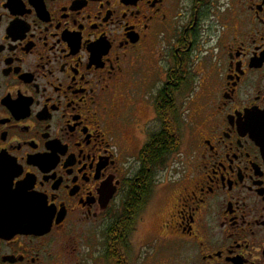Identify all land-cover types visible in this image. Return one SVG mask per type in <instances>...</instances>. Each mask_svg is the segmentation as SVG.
<instances>
[{"label": "flooded vegetation", "instance_id": "obj_1", "mask_svg": "<svg viewBox=\"0 0 264 264\" xmlns=\"http://www.w3.org/2000/svg\"><path fill=\"white\" fill-rule=\"evenodd\" d=\"M263 112L264 0H0V264H264Z\"/></svg>", "mask_w": 264, "mask_h": 264}, {"label": "rangeland", "instance_id": "obj_2", "mask_svg": "<svg viewBox=\"0 0 264 264\" xmlns=\"http://www.w3.org/2000/svg\"><path fill=\"white\" fill-rule=\"evenodd\" d=\"M184 114V113H183ZM182 114V117H184ZM187 117L186 113L184 114ZM146 117V115H144ZM188 119V118H187ZM186 122V119L185 121ZM190 128L188 125H183L180 129V151H185L188 147V132ZM179 149V147H178ZM178 158V156H177ZM180 165L176 164L178 168ZM179 170V169H178ZM162 175V173H161ZM178 177V175L176 176ZM162 178V176H161ZM164 194H161L157 199L156 196L153 197L145 210H142L138 215L137 219L134 222V229L131 231V241L133 243V248L135 250L139 249L142 244L147 242H151L154 239L161 238L162 231L166 235H170V233L164 231L163 227V217L168 213V211L172 212V200H169V197H164ZM168 215V214H167ZM160 249L159 246H156L154 250L158 251Z\"/></svg>", "mask_w": 264, "mask_h": 264}, {"label": "water", "instance_id": "obj_3", "mask_svg": "<svg viewBox=\"0 0 264 264\" xmlns=\"http://www.w3.org/2000/svg\"><path fill=\"white\" fill-rule=\"evenodd\" d=\"M254 136L264 153V112L262 113L261 125L254 128ZM18 214L7 216V222L0 223V231L11 233H44L49 228V222L44 217L29 214L25 207H18ZM23 213H21V211Z\"/></svg>", "mask_w": 264, "mask_h": 264}, {"label": "trees", "instance_id": "obj_4", "mask_svg": "<svg viewBox=\"0 0 264 264\" xmlns=\"http://www.w3.org/2000/svg\"><path fill=\"white\" fill-rule=\"evenodd\" d=\"M167 140H168V138H166ZM163 141H164V139H162L161 138V140H160V147H162V143H163ZM150 146H151V144H150ZM178 147H179V135L177 134V142H176V148L178 149ZM128 211H127V209L123 212V214L121 213L120 214V216L119 217H122V218H124V219H127L128 218ZM125 222H128V221H125ZM131 222L129 221L128 222V226H129V224H130ZM126 224V223H125ZM131 225V224H130Z\"/></svg>", "mask_w": 264, "mask_h": 264}]
</instances>
